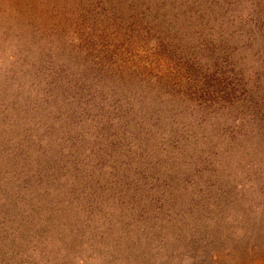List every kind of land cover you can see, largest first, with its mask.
<instances>
[{
	"label": "rangeland",
	"instance_id": "obj_1",
	"mask_svg": "<svg viewBox=\"0 0 264 264\" xmlns=\"http://www.w3.org/2000/svg\"><path fill=\"white\" fill-rule=\"evenodd\" d=\"M264 262V0H0V264Z\"/></svg>",
	"mask_w": 264,
	"mask_h": 264
},
{
	"label": "trees",
	"instance_id": "obj_2",
	"mask_svg": "<svg viewBox=\"0 0 264 264\" xmlns=\"http://www.w3.org/2000/svg\"><path fill=\"white\" fill-rule=\"evenodd\" d=\"M261 264H264V262H263V263H261Z\"/></svg>",
	"mask_w": 264,
	"mask_h": 264
}]
</instances>
